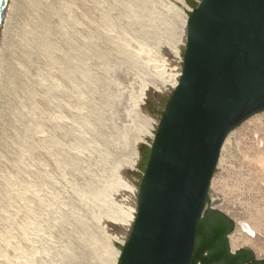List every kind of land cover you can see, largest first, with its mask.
Masks as SVG:
<instances>
[{
  "label": "rangeland",
  "instance_id": "1",
  "mask_svg": "<svg viewBox=\"0 0 264 264\" xmlns=\"http://www.w3.org/2000/svg\"><path fill=\"white\" fill-rule=\"evenodd\" d=\"M200 2L14 0L0 71V264H118ZM210 188L222 195L211 208L234 222L231 250L264 259V111L229 133Z\"/></svg>",
  "mask_w": 264,
  "mask_h": 264
},
{
  "label": "water",
  "instance_id": "2",
  "mask_svg": "<svg viewBox=\"0 0 264 264\" xmlns=\"http://www.w3.org/2000/svg\"><path fill=\"white\" fill-rule=\"evenodd\" d=\"M261 111L264 0H201L188 18L183 73L156 131L118 264L191 263L206 200L204 214L222 200L210 188L221 148Z\"/></svg>",
  "mask_w": 264,
  "mask_h": 264
},
{
  "label": "trees",
  "instance_id": "3",
  "mask_svg": "<svg viewBox=\"0 0 264 264\" xmlns=\"http://www.w3.org/2000/svg\"><path fill=\"white\" fill-rule=\"evenodd\" d=\"M150 157V155H149ZM149 159V158H148ZM142 166L146 169L147 162ZM212 213L221 215L215 220ZM234 227L233 220L219 210H209L198 222L194 251L190 264H243L245 252L255 258L252 251L239 250L232 253L229 243V234ZM256 262H260L255 258ZM264 262V261H263Z\"/></svg>",
  "mask_w": 264,
  "mask_h": 264
},
{
  "label": "bare ground",
  "instance_id": "4",
  "mask_svg": "<svg viewBox=\"0 0 264 264\" xmlns=\"http://www.w3.org/2000/svg\"><path fill=\"white\" fill-rule=\"evenodd\" d=\"M13 2H14V0H7L6 1L5 9H4L2 20H1V24H0V71H3V70H1V68H2V61H3L2 59H3V56H4L3 54H5L4 51H5V47H6V45L4 47V44H5V41H6L5 32H7L6 31V27L8 25H10V24H8V21L9 22L11 21V20H9L10 19L9 18V14L12 13V6L14 4ZM187 23H188V20H187ZM183 44H185V45L187 44V35L185 36V42ZM183 69H184V58H182L181 65H179L178 70L175 72L176 79L173 82L172 88L175 89L177 87V85H178V83L180 81V77L182 76ZM159 124H160V121H159ZM159 124H158V126H159ZM154 138H155V135H154ZM133 207L134 208L131 209L132 210V214L130 215L131 219L129 220L130 221V226H128L130 228H129V231H127V233H128L127 237L128 238H129L130 232L132 230L136 215L138 213V199L136 200L135 205ZM239 225H240V229L239 230H241V232L247 233L249 236H254L256 234L255 228L250 223H248L246 221H240ZM237 235H239V234H236V232L232 233L230 235V241H231V243L233 245H236L239 242V240L237 238ZM118 254H119V252H118ZM120 256H121V254H120Z\"/></svg>",
  "mask_w": 264,
  "mask_h": 264
},
{
  "label": "flooded vegetation",
  "instance_id": "5",
  "mask_svg": "<svg viewBox=\"0 0 264 264\" xmlns=\"http://www.w3.org/2000/svg\"><path fill=\"white\" fill-rule=\"evenodd\" d=\"M212 216L215 220L217 219H221V215L218 214V213H212ZM243 251H249L248 249H242ZM237 253V252H235ZM244 258V262L243 264H264V259L260 260V262H256L255 258L252 257L249 252H245V256L243 257ZM258 260V259H257ZM220 264H226L225 262H221Z\"/></svg>",
  "mask_w": 264,
  "mask_h": 264
}]
</instances>
